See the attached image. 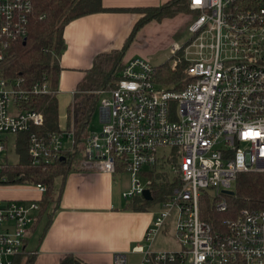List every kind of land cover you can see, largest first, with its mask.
<instances>
[{
	"label": "built area",
	"instance_id": "built-area-1",
	"mask_svg": "<svg viewBox=\"0 0 264 264\" xmlns=\"http://www.w3.org/2000/svg\"><path fill=\"white\" fill-rule=\"evenodd\" d=\"M188 8L189 38L171 44L186 63L183 86L158 82L147 58L128 59L113 87L95 91L108 119L80 145L66 129L31 131L43 124L42 114L16 105L57 88L47 82L26 88L21 78L0 77V157L9 136L28 133L31 164H52L78 148L80 169H123L130 176L123 198L141 197L145 188L154 198L155 180L174 182L154 200L158 208L132 247L137 264H264V207H242L214 227L200 205L207 198L227 211L231 194L223 190H231L237 174L264 171V0H188ZM32 13L30 0H0V62L9 42L26 38ZM6 162L0 158V184H7ZM32 184L45 192L44 183ZM39 210L37 199L0 197V264H16L26 251ZM160 234L175 246H155ZM114 262L127 264L126 255L116 252Z\"/></svg>",
	"mask_w": 264,
	"mask_h": 264
},
{
	"label": "crops",
	"instance_id": "crops-1",
	"mask_svg": "<svg viewBox=\"0 0 264 264\" xmlns=\"http://www.w3.org/2000/svg\"><path fill=\"white\" fill-rule=\"evenodd\" d=\"M168 1L101 0L105 10L79 16L65 25L63 30L65 47L59 56L60 73L56 93L58 115L59 107L65 108L66 115L65 125L59 124L58 117L60 130L66 128L68 105L73 100L78 82L92 66L95 56L121 49L135 23L142 17L141 9L157 7ZM178 15L181 25H178L174 17L146 22L135 32L134 39L125 50L122 61L134 57L150 60L152 53H147L143 49L149 35H162L163 41H166L164 33L165 36L169 34L168 39H171L185 21L189 24L192 18L187 13ZM10 137L7 139V148ZM12 137L16 153V135ZM5 153L0 158L6 159ZM122 173L127 174L128 177L127 185L123 188L119 182L122 178L118 179L116 176ZM25 184L28 183L0 185L26 186ZM129 184L130 176L123 169H119L114 174L80 169L76 164H73L64 176L57 177L54 182L57 198L50 203L47 213L32 224L25 242V252L34 254L32 264H58L69 254L81 264H115L116 252H123L127 264H132L129 262L128 254L135 253L131 251L132 247L142 241L145 229L157 208H152L156 205L154 198L148 200L152 202L146 209L128 207L132 199L122 198L121 192ZM28 186L31 187L32 193L29 190L0 188V197L39 200L42 193L32 183ZM155 243H165L162 234L157 237ZM139 258L134 264L138 263Z\"/></svg>",
	"mask_w": 264,
	"mask_h": 264
},
{
	"label": "trees",
	"instance_id": "trees-1",
	"mask_svg": "<svg viewBox=\"0 0 264 264\" xmlns=\"http://www.w3.org/2000/svg\"><path fill=\"white\" fill-rule=\"evenodd\" d=\"M33 13L28 25L26 38L9 42L4 59L0 62V77L21 78L24 86L30 88L33 84L47 82L54 90L57 88L60 66L59 56L65 43L63 30L65 25L85 14L105 10L101 0H30ZM142 17L135 23L131 34L121 49L100 53L95 56L92 66L85 72L83 78L76 86V93L67 108L66 130L72 131L75 141L80 145L88 131L89 121L97 106L95 91L113 87L120 78L123 66L122 57L135 32L150 20H161L181 13H191L188 0H169L157 7L141 9ZM178 53L171 56V60L180 59ZM155 66L156 80L163 84L173 85L180 89L186 82L184 69L185 61L181 60L175 68L169 61ZM16 105L20 109L35 110L42 114L43 124L31 127V131L47 133L59 131L58 125V99L56 93L29 95ZM28 133L16 135V163L6 162L1 164V173L6 176L7 183H36L46 185L45 192L39 199L40 210L34 222H37L47 213L50 203L57 197V177L77 164L82 157L81 150L75 148L67 152L65 159L60 158L52 164H31L27 152ZM174 182L168 179L155 180L152 187L154 200L163 198L168 193ZM152 201L135 196L128 204L132 209H146ZM229 209L219 212L215 210L207 198L201 199V216L210 221L214 227L219 226L221 219L226 215H234L242 207H264V171H246L237 174L234 193L228 196ZM34 254L23 252L18 255L16 264H32ZM58 264H81L71 254L66 255Z\"/></svg>",
	"mask_w": 264,
	"mask_h": 264
},
{
	"label": "rangeland",
	"instance_id": "rangeland-1",
	"mask_svg": "<svg viewBox=\"0 0 264 264\" xmlns=\"http://www.w3.org/2000/svg\"><path fill=\"white\" fill-rule=\"evenodd\" d=\"M191 16L193 13H189ZM180 15H175L173 16L177 21H178V25H181V20L179 18ZM166 18H172V17H166ZM183 21V20H182ZM187 25L188 22L185 21V24L180 27V29L172 36L171 39H168V35L165 36L164 33V37H166V41H163V36L160 35H149L145 46H144V51H146L147 53H152L151 57H150V61L153 64H158L159 63H163L165 61L171 60V56H172V51H171V44L173 42L178 43V44H182L185 42L186 39L189 38V32L187 29ZM166 28H164L165 30ZM169 40V41H168ZM169 64L172 66L173 65V60L169 61ZM159 82V81H158ZM163 84V83H161ZM168 85V84H165ZM59 124L60 125H65V120H66V115H65V108H60L59 107ZM100 113H99V107L96 106L94 113L92 114V117L89 121V125H88V130L90 131H99L101 129V122H100ZM13 137H10V143L8 145L7 151L5 153L6 159L9 163H15L18 160V155L15 153L14 151V145H13V141H12ZM121 175V177H120ZM118 179L122 178L119 182L121 184V187H125L127 184V174L122 173V174H117L116 175ZM26 186H22V185H12V186H4V185H0L1 189H8V190H17V191H31L30 193H32V189L30 186H28V184H25ZM130 185V184H129ZM129 185L127 186V188L129 187ZM235 185V184H234ZM231 190H233L234 193V186L231 185ZM47 188V187H46ZM125 188V189H127ZM232 193V194H233ZM231 194V195H232ZM122 197V196H121ZM123 198V197H122ZM228 199V197H227ZM152 208L156 209L158 208L157 205H154ZM32 243V240H31ZM156 246H175V243L173 241H168L162 244L159 243H155ZM139 258V254L138 253H129L128 254V259L129 262H131L132 264H134L137 259Z\"/></svg>",
	"mask_w": 264,
	"mask_h": 264
},
{
	"label": "water",
	"instance_id": "water-1",
	"mask_svg": "<svg viewBox=\"0 0 264 264\" xmlns=\"http://www.w3.org/2000/svg\"><path fill=\"white\" fill-rule=\"evenodd\" d=\"M99 113H100V120L101 121H106L108 119V109L100 107ZM223 191L227 194L233 193V190L225 189ZM141 197L145 200H152V198H153L152 193H151L150 189H148V188H145L143 190Z\"/></svg>",
	"mask_w": 264,
	"mask_h": 264
},
{
	"label": "snow or ice",
	"instance_id": "snow-or-ice-1",
	"mask_svg": "<svg viewBox=\"0 0 264 264\" xmlns=\"http://www.w3.org/2000/svg\"><path fill=\"white\" fill-rule=\"evenodd\" d=\"M195 2H196V3H199V2H200V0H195ZM257 135H259V133H257Z\"/></svg>",
	"mask_w": 264,
	"mask_h": 264
}]
</instances>
